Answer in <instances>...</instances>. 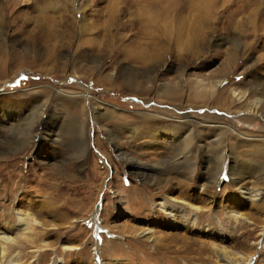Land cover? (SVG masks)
Instances as JSON below:
<instances>
[{"label": "rangeland", "instance_id": "rangeland-1", "mask_svg": "<svg viewBox=\"0 0 264 264\" xmlns=\"http://www.w3.org/2000/svg\"><path fill=\"white\" fill-rule=\"evenodd\" d=\"M154 1L0 0L9 264H264V0Z\"/></svg>", "mask_w": 264, "mask_h": 264}, {"label": "bare ground", "instance_id": "bare-ground-1", "mask_svg": "<svg viewBox=\"0 0 264 264\" xmlns=\"http://www.w3.org/2000/svg\"><path fill=\"white\" fill-rule=\"evenodd\" d=\"M176 1L177 0H156V1H154V3H152L153 4L152 7H156L158 10H160V12L158 15L159 17L157 19L154 16L152 19L150 18V20H148V22L145 23L146 27H147L146 29L148 30V32H147L148 40L145 42L147 47H149L153 50L156 49L157 46L163 47L165 44L168 47L171 42L175 43L176 41H179L182 38H184L185 33L189 31V29H187V27H191L192 24H190V23L187 24V22L185 21L186 19H185L184 14L181 13L182 11L186 10L185 7H186V4L188 3V1H186L187 3L185 2V4H184V0H183L182 1L183 5L180 7L181 12H179V13L183 14L184 17L181 18L180 15L178 17L169 16L170 11L171 12L173 11L171 9H175V8L177 9V7L175 6V5H177ZM200 1H202V0H195V1L191 0V2L189 4V8L194 9V10L196 9L198 14L200 15V16H198L199 19H201V16H202V18L204 16V14H202V12L204 11V8L202 9V6L199 3ZM214 1H217V0H214ZM172 18L177 19V22L172 21L171 20ZM201 21H202V19H201ZM172 39H174V40H172ZM255 103H258V101H256ZM0 117H2V120H5L7 118L6 115L3 116L1 114H0ZM130 130H133V128H131ZM157 132H155V134ZM51 136L52 135H50L49 137L51 138ZM124 160H125L126 164H128V163L132 164L133 163V159L130 157H124ZM240 192L247 199H248V197L250 198V195H251V198L253 200L259 199L257 193L251 194L252 192L249 190L246 191L244 189H241ZM169 199H170V201L171 200L174 201L173 197L169 196ZM16 203L18 205L20 203V199H17ZM158 204L161 207V203H158ZM161 209L163 210L164 213H166V215H168V217H170L172 219L173 211H172L170 206L169 207H167V205L164 207L162 206ZM11 213L13 214V216L15 217V219L17 221V224H16L17 230L27 229V223L26 224L23 223V220L25 219L27 214L26 213L24 214L23 212H21L20 209H14L11 211ZM233 213H234V216H239L243 219H246V218H244L245 216L242 217L239 212H233ZM192 220L193 219H191L189 221H192ZM144 234H146V233H144ZM12 241H14V238L6 235L0 229V264H9L5 250L8 246L10 247L9 244H11ZM65 247H67V246H65ZM218 252L220 253V258L222 261L221 264H233V263L235 264L237 262V260H239L240 255H238V257L235 255L234 256L229 255L227 250L224 247L218 249ZM251 258H252V254H250V256L247 258V260H245L243 262V264L250 263Z\"/></svg>", "mask_w": 264, "mask_h": 264}]
</instances>
